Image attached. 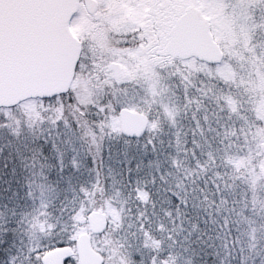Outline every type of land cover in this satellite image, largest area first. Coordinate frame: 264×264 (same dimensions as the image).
<instances>
[{
    "label": "snow or ice",
    "instance_id": "6c2138e0",
    "mask_svg": "<svg viewBox=\"0 0 264 264\" xmlns=\"http://www.w3.org/2000/svg\"><path fill=\"white\" fill-rule=\"evenodd\" d=\"M0 264H264V0H0Z\"/></svg>",
    "mask_w": 264,
    "mask_h": 264
}]
</instances>
